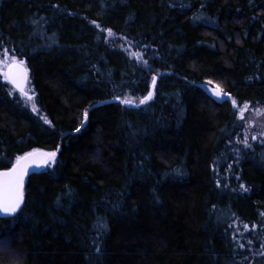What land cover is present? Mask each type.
I'll return each instance as SVG.
<instances>
[{"label": "trees", "instance_id": "trees-1", "mask_svg": "<svg viewBox=\"0 0 264 264\" xmlns=\"http://www.w3.org/2000/svg\"><path fill=\"white\" fill-rule=\"evenodd\" d=\"M5 47L39 112L0 74V170L60 151L0 218V264H264V137L230 102L264 106V0H0Z\"/></svg>", "mask_w": 264, "mask_h": 264}, {"label": "snow or ice", "instance_id": "snow-or-ice-1", "mask_svg": "<svg viewBox=\"0 0 264 264\" xmlns=\"http://www.w3.org/2000/svg\"><path fill=\"white\" fill-rule=\"evenodd\" d=\"M203 7V5H202ZM35 23V21H33ZM92 24L99 27L97 21H91ZM108 36H114L115 33L111 28L106 29ZM131 47V45H129ZM134 58L140 59L143 63L147 64L146 60H143L142 53L132 52L130 53ZM3 59H0V73L3 75V79L5 81L10 82L15 90H18L19 93L25 98V101L31 102V111L39 112V108L35 103V94L30 90H26V86L29 83V69L26 66V61L22 59H18L15 55H8V48L5 47L3 49ZM152 89L147 91V95L142 96L137 99L135 97L125 98L123 99V103L125 105H144L149 101L153 100L155 95V87L157 83V76L153 75L151 78ZM212 83V81H209ZM212 93L216 97L228 96L231 97V93H225L224 89L220 84H216V86L211 89ZM115 99L120 100V97H115ZM231 104L235 109H237L239 113V120L241 124L243 123V116L245 110L249 108V103L245 101L243 103V108H238V101L234 98L230 100ZM27 106V104L25 105ZM89 107H92L91 105ZM258 112H264V109H258ZM235 114V113H234ZM44 122L48 125H52V121L48 120L47 117H44ZM88 120V109H85L83 112V120L81 122L80 127L75 129V132L79 133L81 128L85 126ZM259 137H264V131L259 132L258 134L252 135V140H257ZM239 139V137H238ZM244 147L251 148V144L249 143L248 133L245 132L244 139L239 141ZM231 143V141H229ZM261 143L264 144V139L261 140ZM60 151L59 146L55 150L52 151H44L42 149H32L29 152L23 153V155H15V161L11 164V167L0 170V218H12L18 212L22 210V205L24 204V187H25V178L29 174V170L31 168H43V167H51L56 164L57 154ZM237 155H239V150H235ZM7 159L6 157H0V160ZM11 162V161H9ZM231 167V166H229ZM175 172H180L179 168L174 169ZM220 181L217 180L216 184L219 185ZM241 190L247 192L249 189L246 185H240ZM215 207V206H213ZM234 215V214H233ZM264 215V213H261ZM97 229V234L102 235L103 231H106L108 228L107 222L103 217H98L97 223L95 225ZM249 226L245 225V229ZM253 228L256 226L253 225ZM235 237V233H233ZM96 243V241H94ZM252 243V241H249ZM240 247H244L243 244ZM261 248H264V242L260 245ZM97 253L100 252V248H96ZM259 255L264 256V252L259 253Z\"/></svg>", "mask_w": 264, "mask_h": 264}, {"label": "rangeland", "instance_id": "rangeland-1", "mask_svg": "<svg viewBox=\"0 0 264 264\" xmlns=\"http://www.w3.org/2000/svg\"><path fill=\"white\" fill-rule=\"evenodd\" d=\"M8 55L9 56L15 55L18 59H21L20 57L10 52L9 50H8ZM3 58L4 57H3V49H2L0 50V59ZM0 74L2 75V73ZM205 86L210 92H212L211 89L215 87L213 84H205ZM28 103L31 106V102L28 101ZM239 108H243V106ZM258 109H264V106H249V108L244 112L243 118L244 121L246 122L247 132L250 133L251 137L253 134H258L259 132L264 131V112H258L257 111Z\"/></svg>", "mask_w": 264, "mask_h": 264}, {"label": "water", "instance_id": "water-1", "mask_svg": "<svg viewBox=\"0 0 264 264\" xmlns=\"http://www.w3.org/2000/svg\"><path fill=\"white\" fill-rule=\"evenodd\" d=\"M29 79H30V72H29ZM11 84V83H10ZM12 85V84H11ZM13 86V85H12ZM28 86V85H27ZM27 86H26V88H27ZM14 87V86H13ZM18 91V90H17ZM19 92V91H18ZM38 149H42V150H44V151H52V150H49V149H44V148H38ZM40 168H31L30 170H29V174H31L33 171H37V170H39ZM3 170V169H2ZM29 174H28V176H29ZM28 176H26V178H25V186H26V182H27V178H28ZM24 189H25V187H24Z\"/></svg>", "mask_w": 264, "mask_h": 264}]
</instances>
